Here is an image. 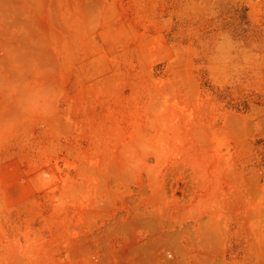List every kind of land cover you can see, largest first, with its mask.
I'll use <instances>...</instances> for the list:
<instances>
[{"label":"rangeland","instance_id":"1","mask_svg":"<svg viewBox=\"0 0 264 264\" xmlns=\"http://www.w3.org/2000/svg\"><path fill=\"white\" fill-rule=\"evenodd\" d=\"M0 264H264V0H0Z\"/></svg>","mask_w":264,"mask_h":264},{"label":"clouds","instance_id":"2","mask_svg":"<svg viewBox=\"0 0 264 264\" xmlns=\"http://www.w3.org/2000/svg\"><path fill=\"white\" fill-rule=\"evenodd\" d=\"M223 35H224V36H228V34H227V33H224ZM229 38H230V36H229Z\"/></svg>","mask_w":264,"mask_h":264}]
</instances>
